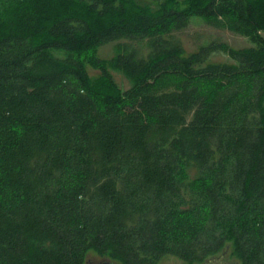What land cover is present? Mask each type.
Wrapping results in <instances>:
<instances>
[{
	"label": "trees",
	"instance_id": "obj_1",
	"mask_svg": "<svg viewBox=\"0 0 264 264\" xmlns=\"http://www.w3.org/2000/svg\"><path fill=\"white\" fill-rule=\"evenodd\" d=\"M225 251L264 264V0H0V264Z\"/></svg>",
	"mask_w": 264,
	"mask_h": 264
},
{
	"label": "rangeland",
	"instance_id": "obj_2",
	"mask_svg": "<svg viewBox=\"0 0 264 264\" xmlns=\"http://www.w3.org/2000/svg\"><path fill=\"white\" fill-rule=\"evenodd\" d=\"M184 2L185 0H178ZM144 2L153 3L155 0H144ZM175 38L182 44L187 54H193L200 48L209 45H226L232 49H244L251 47V43L247 38H244L238 34H235L227 29H223L214 23H207L202 20H193L192 23L182 32L175 34ZM116 44H111L99 51V57L104 60H110L115 56ZM210 60L213 63H226L229 62V58L222 52L214 53ZM90 75L97 76L99 72L88 68ZM112 77L115 83L124 91L130 89V82L120 73L111 71ZM105 263L104 260L90 254L87 258V264H101ZM111 263V262H108ZM113 264V263H111ZM115 264V263H114ZM160 264H184L182 261L168 257L164 259ZM220 264H238L236 260L227 258L225 255L224 260L220 261Z\"/></svg>",
	"mask_w": 264,
	"mask_h": 264
},
{
	"label": "water",
	"instance_id": "obj_3",
	"mask_svg": "<svg viewBox=\"0 0 264 264\" xmlns=\"http://www.w3.org/2000/svg\"><path fill=\"white\" fill-rule=\"evenodd\" d=\"M227 254V251H225L223 254H221L219 257H214L206 260L202 264H220V261L224 260L225 255ZM106 264H111V263H106Z\"/></svg>",
	"mask_w": 264,
	"mask_h": 264
},
{
	"label": "flooded vegetation",
	"instance_id": "obj_4",
	"mask_svg": "<svg viewBox=\"0 0 264 264\" xmlns=\"http://www.w3.org/2000/svg\"><path fill=\"white\" fill-rule=\"evenodd\" d=\"M104 261H105V263H101V264H106V263L110 262V261H107V260H104Z\"/></svg>",
	"mask_w": 264,
	"mask_h": 264
}]
</instances>
